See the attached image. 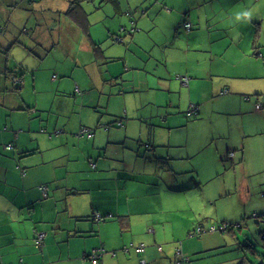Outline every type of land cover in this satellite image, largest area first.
I'll return each mask as SVG.
<instances>
[{
    "label": "crops",
    "instance_id": "obj_1",
    "mask_svg": "<svg viewBox=\"0 0 264 264\" xmlns=\"http://www.w3.org/2000/svg\"><path fill=\"white\" fill-rule=\"evenodd\" d=\"M123 1L116 0V12L127 15L122 10ZM186 1H155L157 6L164 9L168 19L173 10L179 11L178 14L181 15L180 17L175 16L177 24L171 30L176 29V35L185 34L187 46L183 59L179 53V50L184 47V42L181 39L174 45V52H167L164 49L170 50L171 38L156 41L149 39V44L146 41L137 40L135 37L128 42L126 39L124 40L123 36V39L117 38L124 43L120 46V52L112 53V56H120L119 60L111 61L119 66L118 71L113 72L110 76V80L114 84L118 82L121 85V83L133 79L134 90L138 93H155L157 96L159 93L168 95L179 92L185 93L191 98L189 103L180 106L167 105L166 107L163 103L156 106L153 103L155 106L152 108L141 101L139 106L142 105L148 109V112L144 111V114L149 115L150 112L152 118L151 122L144 126L140 124L143 121L140 123L132 121L136 118L129 117L128 105L124 109L126 117L110 114L107 110L94 111L91 107L85 110L86 95L79 96L76 93H72L71 96H75L77 104L81 105L79 109L72 112L66 107L68 105L66 98H62L58 109H45L42 115L37 114L35 106L28 107V103L23 98L22 101H19L21 89L25 88L24 83L28 73H22L20 78L16 70L11 71L4 68L5 63L7 65L6 60H8L4 58L3 52L6 46L0 45V264H95L90 257L94 252L98 254L99 264H166L164 262L166 258L169 264H173L174 259L171 254L163 252L162 249L156 250L158 246L160 248L162 245L158 235L161 229L171 225L169 221L154 220L153 217H148L145 222L140 221V227L137 228L133 217L138 211L131 210V206H69L65 198L66 194L64 195L69 184V174H74L73 179L81 178L79 173L83 172L84 163H87L90 168V164L93 162L92 156L100 161V165L108 162L109 170L116 177H120L121 173V170L116 167V163L123 162L128 165L131 160L134 163L132 170L137 167L135 160L125 156L128 151H132L130 142L137 143L136 137H141L140 142H143L150 124L157 123L159 127H163V124L158 123L159 120H153L154 114L163 116L168 122V115L172 112L175 114L177 110L185 112V106L188 104H192L189 107L191 108L197 106L194 103H199L200 109L195 114L196 116L208 110V103L221 97L226 102V107L236 106L238 119L235 122V131L239 135V142L235 141L231 144L232 146L226 145L218 154H221L222 158L227 154L230 158L229 154L235 152V157L233 156L234 158L229 160L237 167L243 165L245 159L252 154L254 145L251 144L252 141L246 143L245 138L264 134V83L259 82H264V15H253L241 25L242 14L248 10L247 0H236L230 5L227 0H220L223 3L222 8H226V14L219 20L225 19L227 32L238 30L239 32L236 33L238 35L243 34V29H250L252 38H247L245 45H242V36L227 41L225 51H217L215 54L218 58H222L223 65L214 68L216 73L207 77L201 71V67L207 65V59L202 54L206 52L203 48L204 43L196 45L191 42L190 38L192 36L195 38L199 34L203 27V21L206 29L214 28L211 19L215 15L216 8L206 11L203 9L208 7L209 3H215L217 0H195V6L198 7L196 11H191L190 8L180 5ZM36 2L37 0H0V20L10 19L8 22L18 25L21 19L24 26L23 35L32 43H35L36 35L27 25L34 16ZM95 2L99 3L95 6L96 9L100 8L103 3L115 5L112 0H95ZM237 6L238 9L234 10ZM17 8L24 12V17H16L18 15ZM129 8L131 9V5ZM2 10L6 12L4 13ZM129 12L132 16V12ZM88 13L84 8L79 9L78 15L82 22L72 18V21L82 32L81 44L89 51L91 58L90 62L81 63V67L76 65L74 72L78 69L84 70L83 66L94 65L104 57V48L100 39L102 35L99 38L95 33ZM128 16V19H131L129 14ZM142 19H145V16L135 21L131 20L132 28L126 29L125 32H134L136 24L140 25ZM62 20H64V25L63 27L59 26L58 36L65 34L70 38L72 32L65 16H61ZM187 20H190L192 28L185 31ZM217 33L219 34L218 31ZM104 34V37L110 36V38L115 35L109 31ZM130 35L133 37L134 33ZM151 48L159 50L154 53ZM210 51L213 52V46L207 52ZM199 52L202 53L199 54ZM228 52L239 54L244 61L243 64H248V66L244 69L241 67L243 70L233 72L230 67L232 62L224 57ZM251 52H255L254 55H257L258 58L251 55ZM176 53L181 55L180 62L183 67H177V72L170 73L167 71V68L172 69L169 64V56H174ZM187 53L188 56H186ZM253 65L254 67L248 71L247 69ZM13 73L16 75L13 76ZM137 75L139 87L136 85ZM88 77L96 86L102 79L101 76L92 77L91 74ZM185 78L187 79L185 80ZM197 83H200L202 87L196 91L193 90V87ZM78 85V83L74 85L76 92L82 91V87H78ZM64 96L66 97V95ZM158 107L165 114L158 111ZM64 111H67V115L63 118ZM118 121H121L122 124L120 125ZM121 126L122 128H120ZM84 128L94 131V136L91 139L95 144H98V152L95 155H92L91 152L84 154L85 158H81L75 156V153L80 152L79 147L82 145L76 133L79 132V137L80 135L86 137L81 134ZM129 129L138 131L129 133ZM155 140L157 141V139ZM122 141H125L128 150L125 152L124 158L114 160L112 157L121 151L111 147ZM169 142L171 143L166 142L165 146L172 147V144L180 143L179 141H177L178 143ZM156 143L163 144L161 139ZM229 147L234 148V151H231L232 148ZM111 149L114 152L109 156ZM236 151L240 153L237 155ZM159 153L160 151L154 149L150 153L152 156L148 157L151 159L138 161L139 167H143V170H140V178H138L141 181L138 183L141 184V189L147 187L146 189L152 193L158 192L157 188L160 186V182L156 178L159 167L153 163L166 162L165 157ZM171 154L170 151L169 156ZM178 158H180L179 154L173 156V160H178ZM236 159L237 163H235ZM147 163H150L149 166ZM176 170L174 165L170 166L169 178L176 177ZM152 171L154 173H151ZM124 173L127 174V171ZM100 189L98 188L99 191ZM245 190L250 192L251 187L248 185ZM155 207L141 206V215L152 213ZM151 227L152 229H150ZM133 230L137 236L127 235ZM37 232L45 233L42 246H38L36 243ZM188 232L189 234L184 235L185 232L177 234L176 231H173L171 241L174 238L181 240L183 245L192 243L194 239L191 237L184 241L186 237L191 236V231ZM130 240L135 243L137 240L138 245L132 243L133 247L146 245V252L138 249L133 250L131 247L126 248L125 244ZM198 250L200 249H192L191 252H198ZM157 251L161 253L156 254ZM185 256L190 258L186 254ZM190 261H192L191 258Z\"/></svg>",
    "mask_w": 264,
    "mask_h": 264
},
{
    "label": "rangeland",
    "instance_id": "obj_2",
    "mask_svg": "<svg viewBox=\"0 0 264 264\" xmlns=\"http://www.w3.org/2000/svg\"><path fill=\"white\" fill-rule=\"evenodd\" d=\"M72 1L37 0L34 16L27 25L36 35L35 43L23 35L24 26L21 19L18 25L8 22L10 19L7 21L0 20V45L6 46L3 52L4 58L8 59L6 60L8 66L5 63L4 68L11 71L16 70L19 77L22 73H28L24 83L25 88L21 89L19 101H22L23 98L28 103V107L35 106V112L42 115L45 109H58L62 98H66L65 100L68 102L66 107L73 112L75 109H79L81 105L77 104L75 96H71L72 93L79 94V96L86 95L85 104L87 106H85V110L91 107L94 111L103 112L107 110L110 114L126 117L124 109L128 105L129 117L136 118L132 121L138 123L143 121L140 123L142 126L151 122L152 118L150 112L149 115L144 114V111L148 112V109L142 105L139 106L141 101L149 108L155 106L153 103L156 106L163 103L167 107V105L180 106L190 102V96L185 93L173 92V94L169 93L168 95L159 93L157 96L155 93H138L134 90L133 79L121 83V85L118 82L114 84L110 80L113 72L119 69L118 64L116 65L111 61L119 60L120 57L112 56V53L120 52V46L124 43L117 38L123 39L124 37V40L126 39L128 42L135 37L137 40L146 41L148 44L149 39L156 41L171 38L170 50L164 49L167 52H174V45L179 43L181 39L184 42L183 49L179 50L182 57L179 53L174 56L168 55L172 69L167 68V71L175 73L177 67L182 68L180 57L181 59L184 58L183 55H185L187 46L185 34L176 35V29L171 30L177 24L174 19L175 16H181L178 14L179 11L173 10L168 19L164 9L155 4L156 0H124L121 6L122 10L127 13L126 15L124 13L118 14L116 6L111 3H103L100 8L96 9L95 6L99 3L95 0H84L82 8L87 13L89 12L90 23L97 36L100 38L102 35L100 39L104 48V57L94 65L83 66L84 70L78 69L74 72L76 65L81 67V63L90 62L91 58L89 51L81 44L82 32L72 21V18L65 14ZM234 1L236 0H227L228 5ZM129 5H131V9ZM180 5L190 8L191 11L198 9L195 6V0H187ZM193 6L195 7L193 8ZM222 7L223 3L220 0L209 3L208 7L203 10L216 8L215 15L211 19L214 28L206 29L203 21V29H200L195 38L193 36L190 38L191 42L196 45L204 43L203 48L206 52H199V54H204L207 59L206 67H201L202 73L207 77L216 73L214 68L223 65L222 58H218L215 54L217 51H225L227 41L242 36L241 42L242 45H245L247 38H252V30L250 29H243V34L238 35H236L238 30L227 32L225 19L219 20L226 14V8ZM247 7L248 10L242 14L240 19L241 25L253 15H264V0H247ZM237 9L238 6L234 8V10ZM16 10L18 11L16 17L25 16L20 8ZM128 11L132 12V16ZM2 12L5 13L6 11L2 10ZM128 14L131 19H128ZM61 16H65L69 24L72 32L70 38L65 34L58 36ZM143 16L145 19H142L140 25L136 24L134 32H125L126 29L132 28L131 20L135 21ZM155 24L157 26L153 28ZM107 31L115 34L113 38L104 37V33ZM185 31H187L186 27ZM132 33H134L133 37L130 35ZM211 46H213V52H207ZM151 49L154 53L159 50ZM254 53L251 52V55ZM256 56L255 58H258ZM224 57L232 62L230 67H232L233 72L243 70L248 66V64L244 65L239 54L234 52H228ZM104 62L105 64H103ZM253 67L254 65L247 70L250 71ZM89 74L92 77L101 76L102 79L98 86L91 82L88 77ZM14 75L16 74L13 73ZM136 80V85L139 87L138 75ZM259 82L264 83L263 81ZM75 83L79 84L78 87H82V91H75ZM253 83L255 82L253 81ZM130 86L131 89H129ZM201 87V84L197 83L193 90L197 91ZM194 104L198 106H195L197 109L194 110V116L188 115V111L192 108L189 107L192 104L185 106V112L177 110L176 114L174 112L169 114L168 122L163 116L154 114L153 120H159L158 123L163 124V127H159L157 123L150 124L143 142H140L141 137L135 138L137 143L129 141L132 144V151H128L125 157L136 161L137 167L133 170L134 163L131 160L128 165L123 162L116 163V167L121 170L120 177H116L109 170L108 162L100 165V161L92 156L93 162L90 164V168H88L87 163H84L83 172L79 173L81 178L73 179L74 174H69L68 188L64 193L68 205L131 206V210L138 211L133 217L137 228L140 227V221L145 222L148 217H153L154 220L169 221L171 225L161 229L158 237L162 242L161 249L163 252L172 255L173 264H176L175 252L177 247H182L184 253L192 259L186 264H264V134L245 138L246 143L252 141L251 144L254 145V149L252 154L245 159L244 164L237 167L229 160L227 154L224 158L218 154L226 145L232 146L231 144L235 141L239 142V135L235 131V122L238 119L236 106L226 107V102L220 97L208 103L206 112H201L195 116L200 106L199 103ZM158 111L162 110L158 107ZM66 115L67 111H64L63 118ZM118 123L122 124L121 121ZM128 131L129 133H136L138 130L129 129ZM78 134L79 132L76 135L81 140L82 145L79 147L80 152L75 153V156L85 158L84 154L90 152L92 155L97 154L98 144H95L91 139L94 132H81L86 137L81 135L79 137ZM89 134L92 136H87ZM71 135L74 134L71 133ZM155 139L157 141L161 139L163 146L161 143L157 144ZM165 141L168 144L171 143L169 141H179L180 143L172 144V147H169L165 146ZM111 148H117L121 151L112 157L114 160L124 158V154L128 150L125 141ZM154 149L160 151L159 154L166 159V162L162 164L153 163L159 167L157 176H155L160 182V186L156 193L149 192L147 187L141 189V184L138 183L141 181L138 179L141 175L140 170H143V167H139L138 161L151 159L148 157L152 156L150 153ZM68 150L70 151V147ZM170 151L171 156H169ZM231 151H234V148ZM109 152V156H111L114 150L111 149ZM236 153L238 155L240 152L236 151ZM177 154L180 155V158L173 160V156ZM237 162L236 159L235 163ZM149 164L147 163L148 166ZM171 165L177 169L175 178H169L168 175L171 173ZM124 171H127V174ZM248 185L251 187L250 192H246L248 188L245 190ZM102 187L103 190H101ZM98 188H101L100 191ZM63 189L65 188L63 187ZM141 206L145 208L156 207L152 213L141 215ZM201 229L200 235L194 234L186 237L184 241L189 240L190 237L194 239L188 245H183L179 239L173 238L171 241L173 231H176L177 234L185 232L184 235H187L189 234L188 231L196 232ZM132 234L137 236L134 230L127 233V235ZM132 243L135 242L132 240L127 242L126 248L138 249V246L133 247ZM135 244L138 245L137 240ZM153 247L156 249L155 246ZM192 249L200 250L191 252ZM156 250H160L159 246ZM160 253V251L156 252V254ZM164 262L169 264L167 258Z\"/></svg>",
    "mask_w": 264,
    "mask_h": 264
},
{
    "label": "trees",
    "instance_id": "obj_3",
    "mask_svg": "<svg viewBox=\"0 0 264 264\" xmlns=\"http://www.w3.org/2000/svg\"><path fill=\"white\" fill-rule=\"evenodd\" d=\"M84 0H73L72 1V3H70L71 5H70V7H69V9L65 12V14L67 15V16H69V17H71V18H73V19H75L76 21H80V22H82L81 20H80V15H78V11H79V9H83L82 8V2H83ZM113 2H114V4H115V6L117 5V2H116V0H112ZM78 24H80L79 22H78ZM189 24V27L187 26ZM63 25H64V20H62V21H60V23H59V26H61V27H63ZM185 27L187 28V30H191V28H192V24H191V22H186L185 23ZM198 107V106H197ZM199 109V108H198ZM193 115V114H192ZM91 133L92 132H94V131H90ZM87 136H92L91 134H89V135H87ZM12 146V145H11ZM232 154V153H231ZM235 154H234V152H233V156H234ZM233 156H230V154H229V157L230 158H234ZM23 172H25V171H23ZM225 229V228H224ZM202 233V229L201 230H198V231H196V232H194V231H191L190 232V235L192 236V235H194V234H201ZM42 246V245H41ZM139 247V246H138ZM145 249H146V245H145ZM160 249H161V247H160ZM145 251V250H144ZM178 253H180V255L178 254ZM178 254V255H177ZM175 256H176V264H186V262H189L190 261V258L189 257H186L185 256V254H184V251H183V248L182 247H177L176 248V252H175ZM179 261H181L180 263H179ZM99 264V263H98Z\"/></svg>",
    "mask_w": 264,
    "mask_h": 264
},
{
    "label": "built area",
    "instance_id": "obj_4",
    "mask_svg": "<svg viewBox=\"0 0 264 264\" xmlns=\"http://www.w3.org/2000/svg\"><path fill=\"white\" fill-rule=\"evenodd\" d=\"M188 27H189V24L187 25ZM260 107V106H259ZM197 108H195V106H193L190 110H189V112H188V115L190 116V115H192L195 111L194 110H196ZM88 132H90V130L89 129H83L82 130V133H88ZM231 156H233V153L231 154ZM102 219V218H101ZM44 238H45V233H43V232H37V234H36V243L38 244V246H41V245H43V240H44ZM138 250L139 251H144L145 250V246H139L138 247ZM179 255H180V253H178ZM177 254V255H178ZM91 257V260H92V262L93 263H95V264H98V262H99V258H98V254L96 253V252H94V254L92 255V256H90ZM181 261H179V263H180Z\"/></svg>",
    "mask_w": 264,
    "mask_h": 264
}]
</instances>
